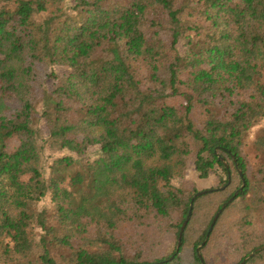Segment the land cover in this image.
Here are the masks:
<instances>
[{
	"label": "trees",
	"instance_id": "obj_1",
	"mask_svg": "<svg viewBox=\"0 0 264 264\" xmlns=\"http://www.w3.org/2000/svg\"><path fill=\"white\" fill-rule=\"evenodd\" d=\"M254 129L264 0H0V264H264Z\"/></svg>",
	"mask_w": 264,
	"mask_h": 264
},
{
	"label": "rangeland",
	"instance_id": "obj_2",
	"mask_svg": "<svg viewBox=\"0 0 264 264\" xmlns=\"http://www.w3.org/2000/svg\"><path fill=\"white\" fill-rule=\"evenodd\" d=\"M138 79H133L131 82L132 90L134 91L135 95L138 96L140 100L143 101V105L145 107L151 106L154 102L157 101V97L151 94L148 89L141 83H137ZM252 139H261L264 140V134L258 132L257 129L252 130L249 135ZM209 183L207 180H197L194 175H189L187 178V186H196L198 188H206L208 187Z\"/></svg>",
	"mask_w": 264,
	"mask_h": 264
},
{
	"label": "water",
	"instance_id": "obj_3",
	"mask_svg": "<svg viewBox=\"0 0 264 264\" xmlns=\"http://www.w3.org/2000/svg\"><path fill=\"white\" fill-rule=\"evenodd\" d=\"M204 192H205V191H200V192L196 193V194L192 197V199H191V201H190V210H189V212H188V214H187V217H186L185 221H184L183 224H182L181 231H182V229L184 228V226L186 225V223L188 222V220H189V218H190V215H191V208H192L193 201L195 200L196 197H198L199 195L203 194ZM224 207H225V204H223V206L221 207V209H220L219 211H217V213L214 215V218H213L212 223H211V225H210V227H209V230H208V234H209V232L212 230V226L214 225L216 219L218 218L219 214L221 213V211H222V209H223ZM179 244H180V237H179V239H178V245H179ZM262 249H264V246H262L261 248L257 249L256 251H259V250H262ZM253 254H254V253H251L250 256H252Z\"/></svg>",
	"mask_w": 264,
	"mask_h": 264
}]
</instances>
